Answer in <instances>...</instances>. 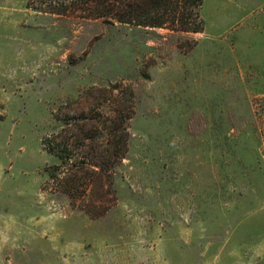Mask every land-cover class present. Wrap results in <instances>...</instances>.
<instances>
[{
	"label": "rangeland",
	"instance_id": "374dc122",
	"mask_svg": "<svg viewBox=\"0 0 264 264\" xmlns=\"http://www.w3.org/2000/svg\"><path fill=\"white\" fill-rule=\"evenodd\" d=\"M56 1L0 0V264H264V0H203L198 33ZM92 113L127 152L72 202L41 138Z\"/></svg>",
	"mask_w": 264,
	"mask_h": 264
},
{
	"label": "trees",
	"instance_id": "16d2710c",
	"mask_svg": "<svg viewBox=\"0 0 264 264\" xmlns=\"http://www.w3.org/2000/svg\"><path fill=\"white\" fill-rule=\"evenodd\" d=\"M203 0H58L50 13L176 32H202ZM118 117L100 113L79 114L62 120V126L41 138L42 146L57 159L49 166L47 187L66 194L73 202L87 193L99 201L110 194L113 169L127 152L128 133ZM101 126V127H100ZM100 127V128H99ZM101 215L104 205L91 203L82 208Z\"/></svg>",
	"mask_w": 264,
	"mask_h": 264
}]
</instances>
